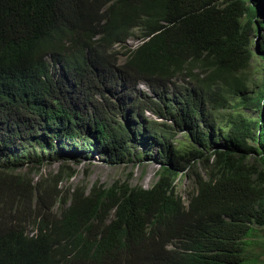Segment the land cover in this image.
<instances>
[{"label":"trees","instance_id":"obj_1","mask_svg":"<svg viewBox=\"0 0 264 264\" xmlns=\"http://www.w3.org/2000/svg\"><path fill=\"white\" fill-rule=\"evenodd\" d=\"M262 15L264 0H0V264H260ZM139 137L164 160L150 188L66 189L63 162L32 177L63 149L133 162Z\"/></svg>","mask_w":264,"mask_h":264},{"label":"rangeland","instance_id":"obj_2","mask_svg":"<svg viewBox=\"0 0 264 264\" xmlns=\"http://www.w3.org/2000/svg\"><path fill=\"white\" fill-rule=\"evenodd\" d=\"M264 15H262V19ZM264 34V29L260 31ZM256 40L259 42L260 37ZM142 41L140 39H131L127 41L128 48H135ZM256 57L251 63V67L247 70L249 77L254 79H261L264 76V59L262 58L258 47L255 46ZM138 92H142L148 95H152L151 88L145 83H139L137 86ZM245 112L253 117L260 116L257 110L247 108ZM147 117L163 121V119L154 115L151 112H147ZM262 115V114H261ZM173 146L178 148H186L188 145L187 137L185 134L178 132L175 138ZM153 141L147 138H137L134 144L135 155H139V158H134L133 162L130 163H111L110 160L106 159V156L97 152L90 151L88 153L85 150L80 149H66L62 150L59 155L66 157L62 161L51 160L50 158L45 159L40 167L39 173L32 174L34 179H39L41 176H48L51 173L57 172L62 162L65 166H69L76 171L75 176L62 183V186L66 189L73 190L77 187L86 186V189H90L94 184L99 185H111L115 181L123 182L129 180L132 185H141L145 188H150L158 180V170L161 168V162H164L162 154L160 153V145L152 143ZM225 144L224 139H220L218 143H214L213 146L223 147ZM69 155V156H68ZM259 158V156H258ZM166 162H169L165 159ZM198 171L206 173V171L198 163ZM70 170V169H68ZM189 173V172H188ZM195 188L194 178L189 174L185 176L181 175L178 178V193L181 194L183 199L187 201L190 193ZM258 228L256 234L250 237L251 245L248 248V252L251 256H256L260 264H264V228Z\"/></svg>","mask_w":264,"mask_h":264},{"label":"clouds","instance_id":"obj_3","mask_svg":"<svg viewBox=\"0 0 264 264\" xmlns=\"http://www.w3.org/2000/svg\"><path fill=\"white\" fill-rule=\"evenodd\" d=\"M131 39H133V38H131ZM131 39H129V40H131ZM129 40H127V41H129ZM140 40L142 41V39H140ZM142 42H143V41H142ZM142 42H141V43H142ZM126 43H127V42H126ZM126 43L123 44V45H116L115 48H116L117 50H120V51H121V50H125V49H132V48H128V45H127ZM141 43H140V44H141ZM138 45H139V44H138ZM138 45H137V46H138ZM137 46H136V47H137ZM136 47H135V48H136ZM133 49H134V48H133ZM185 199H186V198H185ZM187 201H188V200H187ZM32 230H34V229H32Z\"/></svg>","mask_w":264,"mask_h":264}]
</instances>
